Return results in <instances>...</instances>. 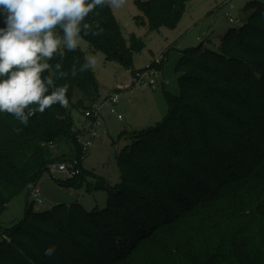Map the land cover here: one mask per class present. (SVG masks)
Masks as SVG:
<instances>
[{"label": "trees", "instance_id": "16d2710c", "mask_svg": "<svg viewBox=\"0 0 264 264\" xmlns=\"http://www.w3.org/2000/svg\"><path fill=\"white\" fill-rule=\"evenodd\" d=\"M187 1L138 0L137 20L152 29L174 26ZM247 8V20L227 31L217 50L202 38L182 51L180 94L166 91L169 114L135 131L118 154L122 184L109 189L107 207L87 210L76 202L34 212L28 203L24 220L3 231L0 264H264V3ZM98 11L88 20L102 34L85 39L130 66L141 41L133 34L129 47L112 9ZM85 56L68 53L64 70ZM55 84H67V107L37 113L27 126L0 113V212L66 159L53 146L69 142L73 156L85 154L71 109L99 102L95 74ZM81 172L69 180L81 184ZM53 245L54 255L45 256Z\"/></svg>", "mask_w": 264, "mask_h": 264}, {"label": "rangeland", "instance_id": "374dc122", "mask_svg": "<svg viewBox=\"0 0 264 264\" xmlns=\"http://www.w3.org/2000/svg\"><path fill=\"white\" fill-rule=\"evenodd\" d=\"M255 1L264 3V0H188L183 15L174 26L164 25L156 29H152L148 21L138 22L137 17L142 14L138 0H126L122 8H111L128 46H133L130 40L133 34L142 43L140 48L132 49V64L126 66L117 59L109 58L105 53L95 50L86 39L80 50L86 56L96 55L99 59L93 69L99 84L98 101L102 103L110 93L119 91L116 112L112 113L107 106L102 109L96 128L98 136L91 149L83 154L82 166L79 167H83L82 183L69 180L71 177L67 172L46 170L37 183L44 203H33L32 198L28 199L27 192L10 200L0 212V241L5 229H12L24 220L28 203L34 204L31 208L34 212L51 210L57 204L69 206L76 202L87 210L106 208L109 189H116L122 184L118 154L131 142L135 131L155 126L158 120H164L169 114L166 91L180 94L176 65L182 51L200 45L202 38L207 48L217 50L227 31L244 24L251 13L247 7ZM227 13L237 22H230ZM161 56L166 60L164 67L157 72L156 87L134 84L132 71L145 68ZM84 110L71 109L73 129L79 132L77 136L85 134L89 137L94 124ZM158 111L160 119L154 117L153 123L140 127L142 121L158 114ZM119 114L123 116L122 119L118 118ZM53 150L56 155L67 154L63 161L78 158V155H72L75 147L69 142L53 146ZM97 183L105 186L96 188Z\"/></svg>", "mask_w": 264, "mask_h": 264}, {"label": "clouds", "instance_id": "9594fccd", "mask_svg": "<svg viewBox=\"0 0 264 264\" xmlns=\"http://www.w3.org/2000/svg\"><path fill=\"white\" fill-rule=\"evenodd\" d=\"M126 0H0V113L27 126L30 118L54 105L67 107L68 86L55 81L76 77L96 68L99 59L87 55L70 73L63 60L82 48L85 37L99 36V24L90 23L100 9L122 8ZM56 61L54 64L52 61ZM47 73V74H45ZM55 246L44 250L53 256Z\"/></svg>", "mask_w": 264, "mask_h": 264}, {"label": "built area", "instance_id": "2783aa9c", "mask_svg": "<svg viewBox=\"0 0 264 264\" xmlns=\"http://www.w3.org/2000/svg\"><path fill=\"white\" fill-rule=\"evenodd\" d=\"M227 15L230 18V21H234L233 17L229 13ZM166 58L161 56L155 59L150 65L146 66L141 70H136L133 74V81L135 84H149L152 87H156L157 84V72L160 68H163ZM163 82L166 84V81L163 79ZM120 95L119 91H115L110 93L107 98L102 102H96L92 105V107L85 110V115L93 120V126L91 131H89V137L85 134H80L78 136V143L81 145L82 150L84 153L89 151L94 144V139L98 136L96 128L97 125L100 123V118L102 114V109L104 106H107L112 113L116 112V105L119 103ZM119 119H122L123 116L121 114L118 115ZM80 158L72 159L69 161H61V162H54L50 165L49 170L55 171H63L67 172L70 177H75L80 174L81 169ZM29 198L33 199V203L36 204H43L44 198L37 186V184H33L30 186L28 191ZM28 198V199H29Z\"/></svg>", "mask_w": 264, "mask_h": 264}, {"label": "crops", "instance_id": "0c3cea01", "mask_svg": "<svg viewBox=\"0 0 264 264\" xmlns=\"http://www.w3.org/2000/svg\"><path fill=\"white\" fill-rule=\"evenodd\" d=\"M163 67H164V65H163ZM135 84V83H134ZM131 93V95H132V93H133V91H131L130 92ZM154 117H156V119H160L159 117H160V114H159V111H158V114L157 113H155V114H153V115H151L149 118H148V120H145V121H142L139 125H140V127L142 126V127H145V126H147V125H150L151 123H153V119H155ZM158 117V118H157ZM155 121V120H154ZM159 121V120H158ZM148 123V124H147ZM157 123V122H156ZM28 193V192H27ZM28 198H29V195H28Z\"/></svg>", "mask_w": 264, "mask_h": 264}]
</instances>
